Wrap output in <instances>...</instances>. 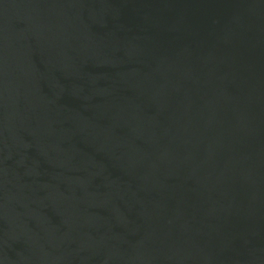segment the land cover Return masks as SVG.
<instances>
[{
	"label": "water",
	"instance_id": "95a60500",
	"mask_svg": "<svg viewBox=\"0 0 264 264\" xmlns=\"http://www.w3.org/2000/svg\"><path fill=\"white\" fill-rule=\"evenodd\" d=\"M0 264H264V0H0Z\"/></svg>",
	"mask_w": 264,
	"mask_h": 264
}]
</instances>
